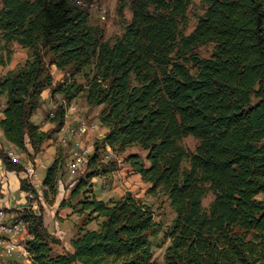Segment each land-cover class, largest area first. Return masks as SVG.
Wrapping results in <instances>:
<instances>
[{
  "label": "trees",
  "instance_id": "16d2710c",
  "mask_svg": "<svg viewBox=\"0 0 264 264\" xmlns=\"http://www.w3.org/2000/svg\"><path fill=\"white\" fill-rule=\"evenodd\" d=\"M122 1L132 18L107 39L90 23L94 0H1L6 49L16 42L30 50L19 69L0 76L6 141L30 158L38 154L64 125L65 105L83 93L88 105L102 106L107 128L95 142L88 177L117 170L103 160L107 149L119 154L138 146L145 155L132 152L125 161L150 184L149 193L170 199L176 216L164 232V264H264V0H202L205 11L189 34L192 0ZM207 44L213 49L203 57L197 49ZM53 65L83 74L86 84L73 77L55 82ZM48 88L65 104L50 119L55 128L44 131L32 117ZM188 136L198 140L193 151L182 144ZM4 147L0 160L17 171L20 190L30 191L25 164L11 161ZM62 148L43 179L46 195L58 191ZM60 206L87 216L72 251L55 253L60 240L42 212L24 207L13 217L27 224L35 264H159L151 242L159 223L132 192L105 201L80 183ZM93 221L97 228H85Z\"/></svg>",
  "mask_w": 264,
  "mask_h": 264
},
{
  "label": "rangeland",
  "instance_id": "374dc122",
  "mask_svg": "<svg viewBox=\"0 0 264 264\" xmlns=\"http://www.w3.org/2000/svg\"><path fill=\"white\" fill-rule=\"evenodd\" d=\"M122 2V0H94L93 4L89 6L88 11L90 14V23L100 25L105 30V37L107 39H113L116 35L121 34L124 31L126 21H130L132 18L131 8L126 6L122 9ZM205 8L206 6L202 0H192L186 15L187 24L185 32L187 34L195 28L198 18L203 14ZM6 48L7 45H5V41L0 35V76L5 73L7 74L10 71H16L19 69L25 63L26 58L30 55V50L22 47L16 42L8 45V49L12 52L10 56L8 49ZM212 49L213 45L207 44L198 47L197 51L201 56L209 57ZM69 77L71 78L73 76H70L63 71L61 79L57 82L64 81ZM73 78L79 83L86 84V79L83 74L75 75ZM55 96V106L52 107L48 101L45 104L43 102L42 106L33 115L32 120L36 124L41 123L44 116L45 119L52 120L55 116L57 107L61 104H65L62 94L58 93V96L57 94ZM5 101V96L0 97V113L4 109ZM71 105H75L79 109L78 115L76 116L73 124L75 126H80V131L87 132L86 134H79V139L86 145L89 144L91 147L95 148V142L103 138L107 132L99 119V113L102 106L88 105L83 93L79 94L71 103L66 104L65 108ZM65 120L71 121L72 118L66 117ZM58 135L57 139L53 140L56 147L54 158L57 156V149L62 148L59 144ZM3 143L5 146V152L7 149H12L20 154L21 162L26 164L27 162H32L33 157L40 156L42 163L36 167L41 184L37 189L31 188L33 197L28 198V196H26L25 192L28 191L24 192L20 189H13L10 193V196L13 199L11 202L13 207L6 209L0 208V210L5 211L8 216L12 218L16 217L20 210L24 209V207H31L37 212H42L48 231L60 240V243L54 245L55 253L67 252L70 250L72 251L71 239L84 228L85 220H87L86 214L75 212L72 208L61 207L60 204L63 198H67L69 196V192L74 186L80 183H85L86 188H92V194L99 199H103L105 201L118 199L126 192L130 191L135 195V197L151 207L154 218L160 226L159 231L155 235L151 236L154 259L159 264H164V253L170 243V240L165 239L164 232L172 224L176 213L171 206L168 196L164 192H158L155 195L149 193L148 189L150 184L144 182L140 174L135 173L129 163L125 161V157L132 152H139L143 156L145 155V153L138 146L130 147L125 152L119 154L113 152L111 149H107L103 160L104 162H115L117 164V170L111 171L106 175L91 178L88 177L91 169H88L87 164L76 172H70L67 170L65 163L69 158V152L67 149L62 148L64 152L63 155L66 160L64 159L65 162L58 173V191L56 193L48 191V194L46 195L47 188L43 185V179L47 172V168L53 162V158L48 156L50 153L43 154L40 152L30 158L16 146H12V144L7 141H0V147L3 146ZM197 143L198 140L193 136H188L182 140V144L191 151L195 149ZM63 155H60V160ZM184 165L188 166V163L185 162ZM23 176L27 177L25 173H23ZM88 194H91V192H88ZM82 196L83 194H80L73 200V203L76 206L78 205V200H80ZM212 200L213 194L210 192L203 200V205L206 209L209 208V204ZM78 208L79 205L76 209L78 210ZM98 221L86 224L85 228H97ZM22 237H24L22 238L24 241H27V238H30L28 233ZM0 264H17V262H15L13 258L3 257L0 254Z\"/></svg>",
  "mask_w": 264,
  "mask_h": 264
},
{
  "label": "built area",
  "instance_id": "2783aa9c",
  "mask_svg": "<svg viewBox=\"0 0 264 264\" xmlns=\"http://www.w3.org/2000/svg\"><path fill=\"white\" fill-rule=\"evenodd\" d=\"M54 113V112H53ZM69 118L67 112H65V118ZM64 124H71V121H66ZM74 126V134L64 135L61 134V128L59 129L58 140L60 142H71L73 144V153L69 154V158L65 163L67 170L71 172V166L79 164V159H88L91 157L92 148L88 144L87 146L77 145V137L79 134H86L87 132L80 131V126ZM7 155L14 163H20V154L9 149L6 150ZM25 164V163H24ZM25 174L27 175L28 182L32 189L40 187L39 173L33 162H27L25 164ZM28 198L33 197L32 190L25 192ZM0 223H2V214H0ZM22 219L14 218L12 224L2 223V231L6 233V236H12V244H5L4 240H0V250L5 257H18V264H34V259L27 246H16L17 238L21 237ZM28 239V238H27Z\"/></svg>",
  "mask_w": 264,
  "mask_h": 264
},
{
  "label": "crops",
  "instance_id": "0c3cea01",
  "mask_svg": "<svg viewBox=\"0 0 264 264\" xmlns=\"http://www.w3.org/2000/svg\"><path fill=\"white\" fill-rule=\"evenodd\" d=\"M51 71H52V74H53V77H54V81L55 82L59 81L61 79L62 75H63V71L59 70L55 65L52 66ZM57 96H58V94H57ZM47 101L51 104L52 107L56 105L54 103V97H52V90L50 88L45 89L43 91V93H42V103L44 102V104H45ZM63 101H64V99H63ZM2 117H3V111L0 113V118H2ZM44 117L42 118L41 123L38 124V125H40L41 129L44 130V131H49V130L54 129L55 128V123L52 122L51 120L45 119ZM105 129L107 131L106 127H105ZM58 133H59V130L54 134L55 137L47 140L44 143V145L42 147V150L40 151L43 154L50 153V154H48V156L52 157L53 161H54V155H55V152H56V147H55V144L53 143V140L57 139ZM0 141L1 142L2 141H6L5 137L3 136V132H2L1 129H0ZM32 162L35 164L36 167H38L40 165V163H42L41 160H40V156L33 157ZM13 189H20L19 175H18L17 171L9 170L6 167V165L4 164V162H2L0 160V208H5L6 209V208H9V207L10 208L13 207L11 205V202H12L13 199L10 196V193L12 192ZM0 254L3 257H5L2 254L1 250H0Z\"/></svg>",
  "mask_w": 264,
  "mask_h": 264
},
{
  "label": "bare ground",
  "instance_id": "6f19581e",
  "mask_svg": "<svg viewBox=\"0 0 264 264\" xmlns=\"http://www.w3.org/2000/svg\"><path fill=\"white\" fill-rule=\"evenodd\" d=\"M78 111H79V109L75 105H71V106L65 108V112H67V115L69 116V118H72V120H71V124H64L61 127V134H64V135L74 134L73 122L75 121V118L78 115ZM59 144L64 149H67L69 154L73 153V144L71 142H60ZM77 145L87 146L85 143H83L79 139V137H77ZM91 148H92V151H91V155H92L94 152V148L93 147H91ZM11 151H14V150L11 149ZM89 159H90V157H89ZM87 163H88V159H79V164L71 166V172H76V171L80 170ZM0 214H2V223H5V224H12L13 223L14 218L8 216V214L5 211L0 210ZM2 223H0V240H4L5 244H12V236H6V233L4 231H2ZM27 233H28L27 224L22 221L21 237ZM16 246H27V244H26V241H24L22 238H17L16 239ZM10 258H13L14 261L17 262V264H18V257H10ZM34 264H35V262H34Z\"/></svg>",
  "mask_w": 264,
  "mask_h": 264
}]
</instances>
